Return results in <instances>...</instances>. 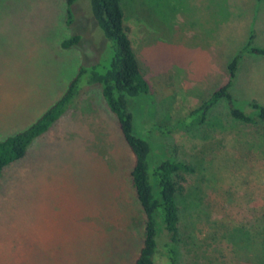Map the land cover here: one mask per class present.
<instances>
[{
	"label": "rangeland",
	"instance_id": "374dc122",
	"mask_svg": "<svg viewBox=\"0 0 264 264\" xmlns=\"http://www.w3.org/2000/svg\"><path fill=\"white\" fill-rule=\"evenodd\" d=\"M124 26L150 90L129 108L152 165L195 170L177 180L176 264H260L264 248V123L245 125L224 101L199 125L175 122L227 79L249 40L264 46V0H121ZM0 0V140L39 118L78 68L106 64L115 43L76 0ZM77 35L68 48L61 43ZM231 92L264 104V57L242 55ZM0 174V264H133L145 215L133 156L99 85L75 99ZM156 163V164H155ZM151 166V167H153ZM159 245L155 264H168Z\"/></svg>",
	"mask_w": 264,
	"mask_h": 264
},
{
	"label": "trees",
	"instance_id": "16d2710c",
	"mask_svg": "<svg viewBox=\"0 0 264 264\" xmlns=\"http://www.w3.org/2000/svg\"><path fill=\"white\" fill-rule=\"evenodd\" d=\"M75 1L66 0L68 23L71 21V7ZM90 10L101 32L115 43L112 55L104 65L98 62L88 68L80 66L64 93L37 120L24 130L0 140V174L7 165L21 159L32 141L64 115L83 91L93 85H99L133 156L131 181L145 215L144 240L133 264H155L153 259L159 245L164 247L165 261L168 264H176L177 245L180 242L176 179L179 175L193 172L195 168L190 162L171 156L162 157L155 166L152 165L150 144L136 130L134 114L129 108L134 98L149 92L150 82L140 68L125 29L121 0H90ZM78 38L74 35L63 40L61 45L68 48L75 44ZM245 54L264 57V46L253 44L250 35L247 43L228 61L226 81L197 108L176 121L175 127L203 123L209 110L220 101L225 102L232 118L245 125L264 123V104L253 99L247 101L242 109L231 92L242 55ZM262 149L264 150V147ZM260 264H264V248Z\"/></svg>",
	"mask_w": 264,
	"mask_h": 264
}]
</instances>
